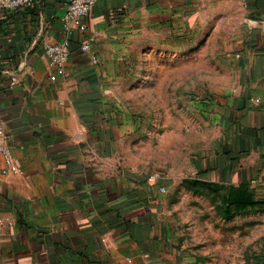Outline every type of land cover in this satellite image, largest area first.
Listing matches in <instances>:
<instances>
[{"label": "crops", "instance_id": "1", "mask_svg": "<svg viewBox=\"0 0 264 264\" xmlns=\"http://www.w3.org/2000/svg\"><path fill=\"white\" fill-rule=\"evenodd\" d=\"M67 2L0 10V121L20 170L0 172V264H177L163 180L150 186L127 147L123 65L148 32H216L234 80L211 93L215 131L191 175L264 184V0H95L85 32L63 29ZM63 40L67 74L51 81L45 47Z\"/></svg>", "mask_w": 264, "mask_h": 264}, {"label": "rangeland", "instance_id": "2", "mask_svg": "<svg viewBox=\"0 0 264 264\" xmlns=\"http://www.w3.org/2000/svg\"><path fill=\"white\" fill-rule=\"evenodd\" d=\"M148 32L117 84L135 141L133 163L164 185L163 217L177 264H264V184L207 185L192 178L191 159L214 134L210 96L234 80L216 59L220 41ZM178 38V40L176 39ZM193 38V39H192ZM132 123V125H131ZM128 152V151H127Z\"/></svg>", "mask_w": 264, "mask_h": 264}, {"label": "built area", "instance_id": "3", "mask_svg": "<svg viewBox=\"0 0 264 264\" xmlns=\"http://www.w3.org/2000/svg\"><path fill=\"white\" fill-rule=\"evenodd\" d=\"M34 0H0V10H17L29 5ZM95 0H68L66 11L60 21L62 27L67 32L77 30L85 32L87 28L86 18L94 4ZM80 49L82 51L90 50V43L84 39L81 41ZM45 55L48 59L50 70L49 79L54 81L58 75H66V63L69 57L68 41L63 40L49 44L45 47ZM14 80V79H13ZM0 172L1 173H19L11 149L7 140L5 129L0 121ZM156 175H149L147 182L150 186L156 183Z\"/></svg>", "mask_w": 264, "mask_h": 264}, {"label": "trees", "instance_id": "4", "mask_svg": "<svg viewBox=\"0 0 264 264\" xmlns=\"http://www.w3.org/2000/svg\"><path fill=\"white\" fill-rule=\"evenodd\" d=\"M244 187V186H243Z\"/></svg>", "mask_w": 264, "mask_h": 264}]
</instances>
